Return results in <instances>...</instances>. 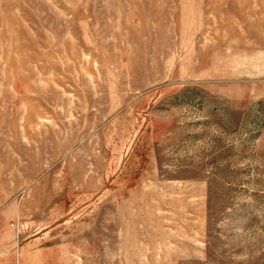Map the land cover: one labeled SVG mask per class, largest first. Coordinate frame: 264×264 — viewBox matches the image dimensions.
Masks as SVG:
<instances>
[{"label": "rangeland", "instance_id": "obj_1", "mask_svg": "<svg viewBox=\"0 0 264 264\" xmlns=\"http://www.w3.org/2000/svg\"><path fill=\"white\" fill-rule=\"evenodd\" d=\"M0 264H264V0H0Z\"/></svg>", "mask_w": 264, "mask_h": 264}]
</instances>
